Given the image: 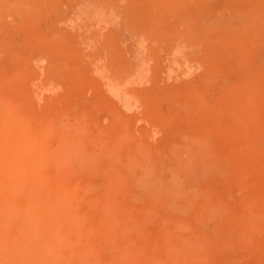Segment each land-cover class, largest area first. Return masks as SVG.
I'll list each match as a JSON object with an SVG mask.
<instances>
[{"label": "rangeland", "instance_id": "374dc122", "mask_svg": "<svg viewBox=\"0 0 264 264\" xmlns=\"http://www.w3.org/2000/svg\"><path fill=\"white\" fill-rule=\"evenodd\" d=\"M0 264H264V0H0Z\"/></svg>", "mask_w": 264, "mask_h": 264}, {"label": "bare ground", "instance_id": "6f19581e", "mask_svg": "<svg viewBox=\"0 0 264 264\" xmlns=\"http://www.w3.org/2000/svg\"><path fill=\"white\" fill-rule=\"evenodd\" d=\"M40 242V241H39ZM38 259V258H37Z\"/></svg>", "mask_w": 264, "mask_h": 264}]
</instances>
